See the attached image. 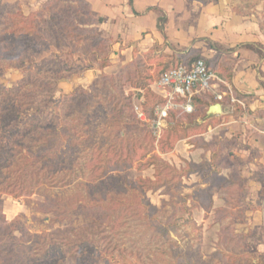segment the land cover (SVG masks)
<instances>
[{"label": "trees", "instance_id": "obj_1", "mask_svg": "<svg viewBox=\"0 0 264 264\" xmlns=\"http://www.w3.org/2000/svg\"><path fill=\"white\" fill-rule=\"evenodd\" d=\"M101 23V19L94 17L87 0H49L28 14L19 2L0 4V78L12 69L24 71L23 79L15 86L0 87V194L19 197L28 194L34 184L50 177L53 179L57 170L51 174L47 163L53 160L55 152H65L66 155V152H70L68 148L71 146V132L73 136L76 135L77 129L84 125L81 121L89 117L95 91L103 80L111 81V85H114L115 79L119 82L115 100L121 103V111L126 112V117L133 126L141 127L142 124L134 113V94L126 96L125 86L130 85L136 91L143 92V95H139L143 100L155 95L157 101L154 105L142 103L149 118H153L156 106L165 104L166 100L162 96L153 94L150 90L154 78L149 74L151 68L147 62L153 63L154 59L162 60L168 56L160 54L155 45L149 52L137 55L118 74L109 76L105 70L111 66L113 40L104 37L98 29L97 26ZM160 31L164 33V26ZM168 58V62L157 66L160 70L157 77L171 68L190 66L197 60H203L214 74L231 83L236 66L235 61L220 60L219 57ZM93 70L101 72L97 81L88 87H76L70 99H55L62 80L81 78L86 72ZM215 84L221 92L228 91L222 83L215 81ZM235 97L238 100L253 99L236 92ZM178 102L186 103L182 99H178ZM191 104L194 108L191 114L176 111L170 113L169 125L157 143L159 150L163 154L171 153L177 143L187 140L192 149H202L206 154H211L210 160L204 159L200 164L185 162V167L178 169L154 155L147 167L155 168L157 180L160 172L164 171L180 181L193 175L203 177L209 168V176L203 178L205 187L184 199H193L192 207L188 210H205L208 207L212 211L213 225L221 227L216 244L219 251L211 254L209 259H218L220 264H253L240 255L247 236L238 234L234 229L236 219L244 221L248 211L245 202L248 179L229 163L230 156L223 154V145L214 146V143L203 138L214 123V118L206 121L209 109L217 104H230V98L218 101L215 94L210 92L194 96ZM233 110V115L238 118L245 111L239 104H234ZM139 131L148 139L149 149L146 150L135 141L131 146H122V153L117 152L114 160L111 159L105 167L96 168L97 164L95 168L92 167L95 174L93 179L99 184L89 190L90 193H95V200L90 198L81 206L89 213L90 219L84 226V231H91L94 227L101 230V225L108 223L109 218L125 205L127 196L130 201L142 200L139 203H143L140 213L150 230L161 237L169 236L170 230L157 218L159 209L145 198V193L140 192L142 188L147 192L155 191L162 188L161 185L153 184L149 179L138 178L134 181L120 175L112 177L116 182L114 190L103 182L112 173L128 171L133 166L131 161L134 156L142 155L140 158H145L148 152H155L156 139L151 129L146 126ZM27 137L33 141L32 146L20 149ZM142 152L146 153L141 154ZM222 171H229V174L225 176ZM122 180L126 185H122ZM148 184L152 186L148 187ZM214 192L227 193L222 198L224 207H214ZM49 203L51 206L55 204L53 201ZM52 209L46 205L39 206V212L45 214L51 213ZM227 219L230 222L223 226ZM97 230L92 231L91 238L85 240L78 235L77 239L71 238L68 230L33 236L19 222L8 224L0 210V264H66L68 255L74 252L71 257L75 264H98L100 258L105 264H136L128 261L124 255L116 260L115 255L108 253L100 244L102 238ZM80 247L82 249L78 250Z\"/></svg>", "mask_w": 264, "mask_h": 264}, {"label": "rangeland", "instance_id": "obj_2", "mask_svg": "<svg viewBox=\"0 0 264 264\" xmlns=\"http://www.w3.org/2000/svg\"><path fill=\"white\" fill-rule=\"evenodd\" d=\"M233 1L238 10H248L249 12H252L264 2V0ZM16 2L23 6L19 0H0V4H13ZM157 60L154 59L153 63L147 62L151 68L149 74L154 78L150 86L153 94H155L154 85L162 76H156L158 72L160 73V70L157 69ZM119 71L115 74H106L114 76ZM23 72L16 69L10 70L0 78V87L15 86L23 79ZM99 78L100 75L95 78L90 77V83L78 78L62 80L55 93V99L59 101L70 99L76 87H88ZM113 82L114 85H111V81L103 80L97 87L93 98L94 105L89 108V117L81 121L84 125L77 129L76 135L73 136V132H71V146L68 148L70 152H66L67 155L65 152L64 154L63 152H55L53 160L47 163L50 166L51 174L57 170L53 179L50 177L39 184H34L35 186L33 185L28 194L19 197L0 194V210L8 224L19 222L33 236L50 235L56 230H68L67 233L71 238L77 239L79 237L82 240L91 238L90 233L98 229L94 227L91 231L83 230L90 219L89 213L81 206H84L90 198L95 200V193H90L89 190L92 186L99 184L93 179L95 174H93L92 167L95 168L96 164V168L105 167L111 159L114 160L117 152L121 151L122 146H131L135 141L139 146L142 145L146 150L149 149L148 139L144 137L142 131H139L140 128L146 126L141 122V127L131 125L126 117V112L121 111V103L115 100V97L118 96L117 89H119L120 84L116 79ZM124 91L126 96L134 94V104L148 102L149 106H152L157 101L155 95L148 96L143 100L139 97L140 94L143 95V92L136 91L130 85L125 86ZM32 113L35 114V112ZM213 118L214 126L216 119ZM209 119L211 118L206 116V121ZM78 131L79 133H77ZM203 138L206 140L205 136ZM235 138L228 139L222 136L221 139L219 137L214 138V140L209 139V142L214 143V146L223 145V154L230 156L229 163L237 168L243 177L248 179L246 185L247 195L245 197L248 211L244 216V221L243 219H236L234 229L238 234L247 236L244 249L240 253L241 257L253 264H264V257L255 255L247 248L251 233L242 232L246 223V215L261 207V202L264 199L263 189H260L257 195L251 193V181L255 178L252 175L253 171L257 170L259 174L261 173L264 176V152H258L256 149L247 153L234 152L233 150H237L239 146H244L239 140L235 141ZM157 143V141L154 143L155 152H148L145 158H140L142 155L134 156L133 161H131L133 166L128 171L112 173L103 179V182L114 190L116 182L112 177L115 178L120 175L134 181L138 178L149 179L153 181V184L161 185L162 188L155 191L147 192L142 188L140 192L145 193V198L159 209L157 218L170 230L169 236L161 237L158 233L150 230L147 227V222L141 216L142 213H140L143 209V203H139L142 200L134 199L130 201V198L126 196V201H129V203L125 201V205L121 206L109 218V222L101 225V230H97L102 238L100 244L108 250V253H113L116 260L120 258V255H124V258L136 264H202V262L220 264L218 259H209L211 254L219 251L216 244L221 228L219 225H213L212 211L208 207L205 210H188L192 207L191 202H193V199L184 200L191 197L199 188L205 187L203 178L209 176L210 169L207 168V173L203 177L193 175L180 181L174 175H168L164 171L160 172V180H157L155 178V168L147 167V163L152 162L154 155L180 169L185 167V162L200 164L204 159L210 160L211 154H206L202 149H192L187 140L177 143L173 152L163 154L160 152ZM32 144L33 141L27 137L26 141L21 143L20 149H25L26 146H32ZM129 149L132 148L129 147ZM190 152H193V154L187 155ZM145 153L142 152L141 154ZM107 155L110 156L107 157ZM261 159L263 163H260ZM253 166H256V168ZM222 174L226 176L229 171H222ZM121 183L126 185L124 180ZM151 186L152 184H148V187ZM226 196V192H214V207H224L225 202L222 198ZM253 196H256L257 199H250ZM85 199L87 200L85 201ZM50 201L55 202V204L51 206ZM40 205L53 208V211L48 214L41 213L39 212ZM229 222L230 219L225 220L223 226H226ZM259 232L264 234V227H261ZM262 236L264 240V235ZM64 249L66 250L65 246ZM81 249L82 247L78 250ZM74 254L75 252L68 255L66 264H75L71 257ZM80 254L78 253V255ZM98 264H105V261L100 258Z\"/></svg>", "mask_w": 264, "mask_h": 264}, {"label": "crops", "instance_id": "obj_3", "mask_svg": "<svg viewBox=\"0 0 264 264\" xmlns=\"http://www.w3.org/2000/svg\"><path fill=\"white\" fill-rule=\"evenodd\" d=\"M19 1L24 12L28 13L49 0ZM87 1L94 17L102 20L98 29L104 37L113 40L111 66L105 70L107 74L117 73L137 55L149 52L155 45L160 54L168 57H219L220 60L235 61L231 83L215 74L216 82L228 88V91L221 92L216 84L215 93L225 94L224 99L230 98V104H220L229 111L213 116L215 125L204 136L208 142L222 136L236 137L235 141L239 140L244 146L234 152L247 153L255 149L264 152V2L249 12L238 10L233 0ZM163 26L164 33L160 31ZM168 57L158 59L157 66L166 63ZM98 75L101 72L93 70L78 79L88 82L90 77ZM153 90L162 96L161 91L155 87ZM235 92L253 98L240 100L245 113L239 118L233 115L234 104L231 103L230 93L236 98ZM190 154L193 152L187 153ZM260 163H263L262 159ZM252 175L255 181L251 179V193L257 195L260 189L264 190V176L257 170ZM250 199L256 200L257 197ZM261 203V207L246 215L242 232L251 233L247 248L264 257V234L259 232L264 227V199Z\"/></svg>", "mask_w": 264, "mask_h": 264}, {"label": "built area", "instance_id": "obj_4", "mask_svg": "<svg viewBox=\"0 0 264 264\" xmlns=\"http://www.w3.org/2000/svg\"><path fill=\"white\" fill-rule=\"evenodd\" d=\"M216 80L215 74L203 60H197L190 66L180 65L169 69L154 85L161 91L162 97L166 100L165 104L154 108L153 118H149L143 110L142 103L134 104L137 120L151 129L153 137L158 142L169 125L171 112L193 113L191 100L194 96L212 92L218 101L224 100L225 94L215 93ZM230 94L232 104L244 107L240 100L234 98L232 93ZM178 99L185 100L186 103H179Z\"/></svg>", "mask_w": 264, "mask_h": 264}, {"label": "water", "instance_id": "obj_5", "mask_svg": "<svg viewBox=\"0 0 264 264\" xmlns=\"http://www.w3.org/2000/svg\"><path fill=\"white\" fill-rule=\"evenodd\" d=\"M229 111L228 108H222V106L220 104L214 105L212 106L208 113H207V117L211 118L213 116H217V115H221L223 113H227Z\"/></svg>", "mask_w": 264, "mask_h": 264}]
</instances>
